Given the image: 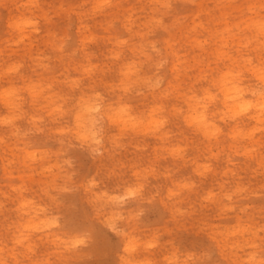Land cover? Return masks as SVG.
<instances>
[{
  "label": "snow or ice",
  "instance_id": "1",
  "mask_svg": "<svg viewBox=\"0 0 264 264\" xmlns=\"http://www.w3.org/2000/svg\"><path fill=\"white\" fill-rule=\"evenodd\" d=\"M33 7L39 8L41 5L36 4ZM115 7L117 5L112 3V0H103L94 6L89 15ZM160 7L167 10L172 6L164 3ZM77 11L83 14L84 6L60 5L55 16L46 18L49 47L39 55L34 52L31 64L18 57L6 60L4 65L6 71L0 74L4 76L8 87L0 90V104L7 109V115L0 119V133L12 132L18 135L16 122L22 118L28 119L41 131L52 134L59 131L60 134L55 135V138L62 148L65 145L69 149L84 146L95 156L103 157L106 142L126 151L128 135L147 129L162 138L161 147L169 149L171 156L178 162L182 163L189 156H200L199 179L210 175L214 171L213 166L217 165L219 160H230L232 152L239 150L237 146L243 137L248 152L256 154L253 158L258 161V171L261 175L259 203L261 239L260 244L254 246L259 247V252H253L247 264H264V43L252 51L239 54V63L232 60L223 49H216L211 55H205L208 46L206 42L201 43L197 45L201 50L200 58L189 63L182 58H176L173 45L162 44L158 47L152 42V33L168 31L171 27L163 18H154L150 21L145 38L139 40L131 35L134 29L129 30L130 34L125 39L114 33L112 25L109 24L103 35L106 39L110 38V59L106 65L93 64L88 59V50L100 40V35L87 28L82 21L75 50L68 47L70 38L64 35L65 29L69 27L67 21L73 18ZM261 29L264 31V25ZM53 35L56 37L55 40L51 39ZM130 49H134V59L128 56ZM4 55L7 56L8 53L5 52ZM54 59L56 63H53ZM213 60L227 64V71L223 76H219L218 80L209 75L205 85L183 79L188 74L199 75L201 79H205L206 66H210V61ZM73 64L86 75L76 81L64 79L61 69L65 67L70 69ZM31 65L37 66L35 70L40 73L37 79L27 78L26 69ZM239 65H243L248 72L259 77V86L252 92L250 98H244L242 90L235 88L229 98L238 107L234 109L227 106L218 114L217 120L211 113L225 98L220 94L223 91L220 88V81L224 80L225 76H231L235 82L240 75ZM169 68L177 74L175 81L177 87L165 89L162 85ZM110 71L116 76L108 83L107 74ZM57 74L60 84L56 83ZM16 84L27 86L36 106L31 111L25 110L21 89L16 87ZM58 88L62 95L58 99H53L50 94L56 92ZM152 91L159 93L161 98L146 115H133L130 97ZM110 94L119 95L121 98L114 101L110 99ZM256 113L261 118L257 129L245 132L235 129L234 126L241 119ZM181 121L196 135L184 137L174 143L164 134L172 123ZM219 121H223V126ZM257 133L260 137L258 147ZM229 136L232 137L230 141L226 139ZM221 141L231 143L232 150L220 152ZM136 148L138 153L142 150L147 151L141 144H137ZM167 154L168 152L163 153ZM160 155L162 153L159 151L155 152L151 158L152 162L147 164L142 162V155L132 160H116L115 163L102 166L95 177L84 178L83 183L77 174L75 161L66 158L68 168L65 180L57 194L51 197L53 206L57 199H62L64 193L83 190L90 195L100 222L110 230L111 235L98 242L96 225L89 222L86 228L62 242L58 248L62 258L51 259L48 256H33L30 235L21 232L16 237V248L10 250L18 252V255L14 259L0 256V264H224L222 261L210 259L212 248L201 249L195 244L192 250L185 251L182 257L177 254L180 251L177 245L183 223L188 219L194 221L198 219L187 203L180 202L186 197L199 194L202 196V203L213 202L224 212L228 211V205L231 204L232 210L235 211L234 197L249 191L250 186L245 187L247 182L243 177L230 173L228 177L231 180L230 190L198 193V178L185 177L177 180L171 172L159 168L156 159ZM28 158H33L31 153L28 154ZM153 176L167 181L164 192L151 190L150 178ZM110 182L119 185V195H110L101 187ZM247 203L252 202L249 200ZM158 208L169 211L177 222V226L167 230V233L159 229H149L145 224L148 214ZM246 211L252 213L254 208ZM47 223L52 227L57 223V217L53 216ZM196 227L201 231L206 230L203 222L196 224ZM165 250L168 255L164 259H158L157 256L163 255ZM21 255L25 258H19Z\"/></svg>",
  "mask_w": 264,
  "mask_h": 264
},
{
  "label": "rangeland",
  "instance_id": "2",
  "mask_svg": "<svg viewBox=\"0 0 264 264\" xmlns=\"http://www.w3.org/2000/svg\"><path fill=\"white\" fill-rule=\"evenodd\" d=\"M242 1L244 0H237L239 3ZM101 2L103 0H0V73L6 71L4 68L6 60L18 57L31 64L34 52L39 55L49 47L46 18L55 16L60 5L84 6L83 14L77 11L73 14V18L67 21L69 27L65 29L64 35L70 38L68 47L75 50L78 45L82 21L87 28L99 34L100 40L88 50V59L93 64L106 65L110 59V38L106 39L103 35L108 30L109 24L112 25L114 33L120 34L125 39L130 34L129 30L134 29L131 35L139 40L145 38L150 21L154 18H163L165 23L171 27L168 31L160 30L152 33V42L156 43L158 47L162 44L173 45L176 58H182L189 63L200 58L201 50L197 45L205 42L208 46L205 55H211L216 49H223L228 52L232 60H237V62L239 54L256 49L254 44H250L251 37L245 27V22L249 21V17L223 9L221 6L228 5L227 0H193L192 2L184 0H112V3L117 7L89 15L94 6ZM164 3H168L172 7L165 11L160 7ZM253 3L257 2L253 1ZM36 4L41 7H33ZM18 21H21L22 24L20 28L15 26V22ZM27 21H32V23L28 25ZM51 39L55 40V35ZM5 52L8 53L7 56L4 55ZM128 56L130 59H134V49L129 50ZM53 63H56L55 59ZM36 67V65H31L26 69L28 79L39 77L40 73L35 70ZM206 68L205 79H201L199 75L191 74L183 79H190L195 84L206 85L209 75L217 80L219 76H223L227 71V64L213 60ZM239 72L240 75L235 82L231 76H225L227 87L232 88L234 85L240 90L244 89L247 92H245V97L250 98L252 92L259 86V77L248 72L243 65H239ZM61 73L64 74V79L72 81L79 80L86 75L77 68L76 64H73L70 69L62 68ZM115 76V73L108 72L107 82L111 83ZM176 79L177 74H174L173 69L169 68L165 73L162 87L165 89L177 87ZM224 80L220 81L221 89ZM56 83H61L59 74H57ZM15 86L21 89V99L24 101L25 110L31 111L36 107L27 86L24 84ZM6 87H8V83L0 74V90ZM220 94L224 96L222 91ZM50 95L53 99H58L62 93L58 88ZM120 98L119 95L110 94V99L114 101H119ZM130 98L132 99L133 115H146L161 97L159 93L152 91ZM177 99L182 100L183 98L177 97ZM224 102L225 98L221 101L220 106L211 113L217 117V120L218 114L227 107ZM6 115L7 109L0 104V119ZM254 115L241 119L234 126L235 129L240 132L257 129L260 121ZM37 122H39V118H37ZM219 124L223 126V121H219ZM16 132L18 135L12 132L0 133V256L6 259H14L18 255V252L10 250L16 248V237L21 232L29 233L33 256H48L51 259L62 258L58 252L59 246L70 236L86 228L89 222H94L96 225L98 242H102L105 236L111 235L110 230L100 222L87 192L81 190L64 193L62 199H57L53 206L51 197L57 194L65 180L68 168L65 163L66 158L75 161L77 174L80 182L83 183L84 178L95 177L101 171L102 166L115 163L116 160H132L138 155H142L143 163H151L152 155L157 151L162 153L156 159L160 169L171 172L177 180H182L185 177L198 178V193L230 190L231 180L228 178L230 173H236L237 177H243L247 182L245 187L250 186L249 191L234 197L235 211L232 210L233 205L231 204L228 205V211L224 212L213 202L202 203V196L199 194L186 197L181 201L180 203H187V206L192 208L198 219L195 221L188 219L183 223L178 237L177 247L180 250L178 255L182 257L183 253L192 250L195 244L201 249L212 248L210 256L212 261L239 264L240 261L247 260L251 252H259V247L254 246H258L261 239L259 234L261 175L258 171V161L253 158L256 154L248 152L243 137L240 138V143L237 146L239 150L232 152L230 160H219L218 164L213 166L214 171L210 175L199 179L198 161L200 156H189L182 163L178 162L175 157L171 156L169 149L161 147L162 138L147 129L128 135L126 151L106 142L103 148V157L90 155L88 150L82 146L69 149L65 145L62 148L60 142L55 138V135L60 134L59 131L55 134L41 131L28 119L22 118L16 122ZM195 135L183 121L172 123L164 134L168 140L174 143L184 137ZM226 139L230 141L232 137L229 136ZM259 141L260 137L257 133V147ZM137 144L143 145V149L147 151L142 150L141 153H138ZM231 150V143L221 141L220 152ZM165 152L168 154L163 155ZM29 153L34 158H28ZM117 153L120 155H116ZM111 157H115V159ZM150 181L151 190L165 191L166 180L153 176ZM101 187H104V190L108 191L110 195L120 194L119 185L115 182L107 183L106 186ZM249 200L252 202L251 204L247 203ZM249 208H254V212L246 211ZM53 216L57 217V223L49 227L47 222ZM200 222H203L205 231L196 227V224ZM145 224L149 229H159L165 233L177 226L171 213L163 208H158L148 214ZM167 255L165 250L163 255H158L157 258L164 259ZM19 258L24 259L25 257L21 255Z\"/></svg>",
  "mask_w": 264,
  "mask_h": 264
},
{
  "label": "clouds",
  "instance_id": "3",
  "mask_svg": "<svg viewBox=\"0 0 264 264\" xmlns=\"http://www.w3.org/2000/svg\"><path fill=\"white\" fill-rule=\"evenodd\" d=\"M228 7L240 9L243 15L249 17V21L245 25L247 32L251 37L249 42L250 44H254L256 48L260 47V45L264 43V31L261 29V26L264 25V0H258V3H244L239 5H230ZM253 252H251L249 256ZM258 259L259 257L257 256V260ZM247 261L248 259L242 260L239 264H247Z\"/></svg>",
  "mask_w": 264,
  "mask_h": 264
},
{
  "label": "bare ground",
  "instance_id": "4",
  "mask_svg": "<svg viewBox=\"0 0 264 264\" xmlns=\"http://www.w3.org/2000/svg\"><path fill=\"white\" fill-rule=\"evenodd\" d=\"M153 1V0H152ZM184 1H186V2H192L193 0H184ZM228 1V5H222L221 7L223 8V9H227L228 11H233V12H235V13H239V14H242V11L240 10V9H237V8H231V7H228V6H230V5H239V4H244V3H253V1H256L257 3H258V0H244V1H242L241 3H239V2H237V0H227ZM151 2V1H150ZM222 3V2H221ZM221 3H220V5H221ZM224 4H226V3H224ZM199 6H202L201 4H199ZM221 9V8H220ZM24 21V20H23ZM23 21H22V23H23ZM247 22L248 21H246L245 23L247 24ZM27 23H28V21H27ZM21 21H18V22H15V26L17 27V28H20L21 27ZM28 25H29V23H28ZM18 31V30H17ZM22 36V35H21ZM25 37H27L26 35H24ZM23 36V37H24ZM3 73V72H2ZM227 79L225 78V80H224V83L222 82V93H223V95H224V97H225V102H224V104L226 105V106H232L234 109L236 108V107H238L236 104H234V103H232L233 101L229 98V96L234 92V89L235 88H237V86H234L233 85V87L232 88H230V87H227V81H226ZM230 80V79H229ZM239 88V87H238ZM242 90V94H243V97L244 98H246L245 96H246V94H245V90L244 89H241ZM250 91V90H249ZM247 93V92H246ZM30 95V94H29ZM232 103V104H231ZM254 117L258 120V121H260V116H259V114L258 113H256L255 115H254ZM82 147H84V146H82ZM85 149H87L86 147H84ZM88 150V149H87ZM87 152H89V154L90 155H93L89 150L87 151ZM34 158V157H33Z\"/></svg>",
  "mask_w": 264,
  "mask_h": 264
}]
</instances>
